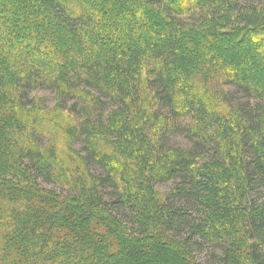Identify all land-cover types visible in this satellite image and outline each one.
<instances>
[{"label":"trees","instance_id":"1","mask_svg":"<svg viewBox=\"0 0 264 264\" xmlns=\"http://www.w3.org/2000/svg\"><path fill=\"white\" fill-rule=\"evenodd\" d=\"M253 2L0 0V264H264Z\"/></svg>","mask_w":264,"mask_h":264},{"label":"rangeland","instance_id":"2","mask_svg":"<svg viewBox=\"0 0 264 264\" xmlns=\"http://www.w3.org/2000/svg\"><path fill=\"white\" fill-rule=\"evenodd\" d=\"M5 1L7 3L12 2V0H5ZM175 1H177V0H175ZM252 1L256 2V0H252ZM26 2H27V0H26ZM113 2H115V1H113ZM29 13L27 12L25 15H21L22 13H19V16L21 15L24 17H28L27 15H30ZM186 18L187 17H183V19H186ZM51 24H53V23H51ZM51 24H50V26H51ZM134 30H136V28ZM127 32H129V31L127 30ZM128 34H130V33H128ZM128 36H130V35H128ZM255 36H257V35H255ZM124 38H126V37H124ZM248 38L245 41V43H243L244 44L243 46H239L240 43H238L235 39L227 38L223 41H214L212 43V45L209 46V48L215 50V52L219 56L220 55H228L229 61H236L237 60L240 63V65H242V66H245V65L249 66L251 64L256 63L260 67L257 68V72H253V75H257V77L260 76L261 78L264 79V52H262L257 47V45H255V39L251 35ZM120 40H121V36L115 37L114 43L118 44ZM106 46L113 47V45H111V44H107ZM138 47H140V45ZM36 52L39 53L37 50H36ZM35 93L39 97H45L46 103L52 104V97H51V93L49 91H44V90L38 89L35 91ZM262 104L264 105V101L262 102ZM174 144L178 145V146H188L190 143L186 138L177 136L174 139ZM51 185H54V184H51ZM46 186H48V185H46ZM48 187H50V186H48ZM157 189L161 194L167 193L168 190L171 189V183L165 181L162 184H159L157 186ZM171 250H172V248L170 246H166L167 252L171 253ZM152 253L154 256H158L155 252H152ZM172 262L173 263H170V264H176L174 258H173ZM98 263L99 262H97V264ZM64 264H70V263L66 259ZM124 264H131V263H124Z\"/></svg>","mask_w":264,"mask_h":264}]
</instances>
